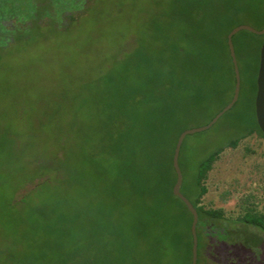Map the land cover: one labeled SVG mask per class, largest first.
<instances>
[{
  "label": "trees",
  "instance_id": "1",
  "mask_svg": "<svg viewBox=\"0 0 264 264\" xmlns=\"http://www.w3.org/2000/svg\"><path fill=\"white\" fill-rule=\"evenodd\" d=\"M90 2L47 0L41 8L14 11L31 25L12 32L9 43L2 28L0 43L22 41L25 31L41 26L44 13L62 24L74 21ZM152 5L137 42L81 83L71 136L47 141L44 160L34 157L16 170L12 202L0 210V235L10 240L9 248L0 247L7 260L0 264H192L193 215L173 193L174 151L183 132L207 125L231 102L227 37L241 25L263 30L264 0ZM242 36L259 40L261 51L264 36L242 31L233 38L237 58ZM254 119L252 128L247 115L236 119L240 134L204 155L202 148L197 162L185 148L189 136L183 144L181 191L199 216L197 264L262 263V239L251 230L264 233V213L248 207L234 219L203 205L221 154L255 134L264 138Z\"/></svg>",
  "mask_w": 264,
  "mask_h": 264
},
{
  "label": "rangeland",
  "instance_id": "2",
  "mask_svg": "<svg viewBox=\"0 0 264 264\" xmlns=\"http://www.w3.org/2000/svg\"><path fill=\"white\" fill-rule=\"evenodd\" d=\"M152 1L91 0L74 21L62 24L60 18L44 13L41 26L25 31L22 41L0 43V210L12 202L16 170L34 157L44 160L50 151L47 141L71 136L75 97L81 83L114 58H122L127 45L137 42L145 14L153 8ZM259 46V40H246L245 36L239 39L240 103L210 132H203V138L189 136L185 148L193 163L202 148L204 155L240 134L237 124H232L236 119L247 115L248 127L254 126ZM206 185L203 205L207 208L223 209L234 219L248 207L264 213V138L255 134L242 140L236 149H226ZM251 231L262 239V263L258 264H264V233ZM8 240L0 235V247L9 248ZM0 260L7 262L4 256Z\"/></svg>",
  "mask_w": 264,
  "mask_h": 264
},
{
  "label": "water",
  "instance_id": "3",
  "mask_svg": "<svg viewBox=\"0 0 264 264\" xmlns=\"http://www.w3.org/2000/svg\"><path fill=\"white\" fill-rule=\"evenodd\" d=\"M242 31L250 32L257 36H264V29L257 30L250 25H241L236 27L231 33L228 35V46L230 50V56L232 59L233 67H234V75H235V88L234 95L231 102L221 111L219 112L207 125L199 128H193L183 132L177 141L176 148L173 156V166L177 175V181L173 188V193L176 197H178L182 202L187 206L190 213L193 215V222L191 227V233L193 237V247H192V264H197L198 260V235H197V225L199 222L198 212L190 202V200L183 195L182 193V185H183V173L179 164L180 154L183 147V144L188 136L200 134L212 129L229 111H231L236 103L239 101L241 95L242 88V76L241 70L237 58V54L234 47L233 38ZM255 113L258 126L262 133L264 134V43L261 47L260 51V66L258 71L257 78V95L255 100Z\"/></svg>",
  "mask_w": 264,
  "mask_h": 264
},
{
  "label": "flooded vegetation",
  "instance_id": "4",
  "mask_svg": "<svg viewBox=\"0 0 264 264\" xmlns=\"http://www.w3.org/2000/svg\"><path fill=\"white\" fill-rule=\"evenodd\" d=\"M47 4V0H0V30L2 28L5 32L2 35L7 34V43L13 41L12 32L16 30L26 29L27 25H31L30 21H21L20 17L12 16L14 11H29L31 6L34 8H41ZM22 26V27H21Z\"/></svg>",
  "mask_w": 264,
  "mask_h": 264
}]
</instances>
